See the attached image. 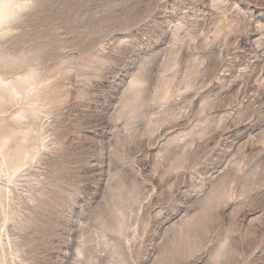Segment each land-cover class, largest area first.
<instances>
[{"label":"rangeland","instance_id":"rangeland-1","mask_svg":"<svg viewBox=\"0 0 264 264\" xmlns=\"http://www.w3.org/2000/svg\"><path fill=\"white\" fill-rule=\"evenodd\" d=\"M0 264H264V0H0Z\"/></svg>","mask_w":264,"mask_h":264}]
</instances>
